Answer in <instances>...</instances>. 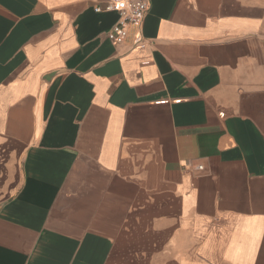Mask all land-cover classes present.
<instances>
[{
	"label": "crops",
	"instance_id": "crops-1",
	"mask_svg": "<svg viewBox=\"0 0 264 264\" xmlns=\"http://www.w3.org/2000/svg\"><path fill=\"white\" fill-rule=\"evenodd\" d=\"M111 1L0 0V264H264V0Z\"/></svg>",
	"mask_w": 264,
	"mask_h": 264
},
{
	"label": "built area",
	"instance_id": "built-area-1",
	"mask_svg": "<svg viewBox=\"0 0 264 264\" xmlns=\"http://www.w3.org/2000/svg\"><path fill=\"white\" fill-rule=\"evenodd\" d=\"M101 9L100 6L95 7L97 11ZM104 9L115 10L118 13L117 21L106 34L112 43L118 44L125 39L129 24H138L142 21L148 9V0H114L108 3Z\"/></svg>",
	"mask_w": 264,
	"mask_h": 264
}]
</instances>
